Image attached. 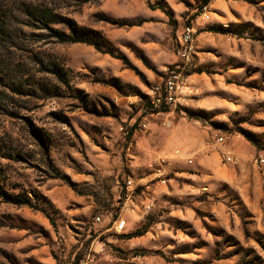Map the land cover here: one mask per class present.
Instances as JSON below:
<instances>
[{
  "label": "rangeland",
  "instance_id": "rangeland-1",
  "mask_svg": "<svg viewBox=\"0 0 264 264\" xmlns=\"http://www.w3.org/2000/svg\"><path fill=\"white\" fill-rule=\"evenodd\" d=\"M202 1L0 0V264H264V0Z\"/></svg>",
  "mask_w": 264,
  "mask_h": 264
},
{
  "label": "built area",
  "instance_id": "built-area-1",
  "mask_svg": "<svg viewBox=\"0 0 264 264\" xmlns=\"http://www.w3.org/2000/svg\"><path fill=\"white\" fill-rule=\"evenodd\" d=\"M201 18H206L204 11L201 12ZM193 30L190 26H185L181 29L178 36H176L177 44L179 49L177 50V54L180 58H186L187 53L190 50L191 38H192ZM180 88V83L174 77L166 78L161 86H153L148 90L146 105L149 106L150 109L156 110L160 113H166L169 111L173 102L175 101V96L178 93ZM169 121L163 120L162 125L168 126ZM222 138L216 137L212 142L206 144L209 148H212L216 145H221ZM221 158L224 163H234L235 157L229 153V151H224L221 153ZM252 165L255 166L259 171L264 172V154H256L252 157ZM123 188L125 191L124 196L127 197L130 195L134 186L131 183L129 178L123 182ZM94 221L97 222L98 218L95 217ZM124 226V221L121 219H116L112 223V229L115 233H120ZM88 254L78 259L74 264H89Z\"/></svg>",
  "mask_w": 264,
  "mask_h": 264
},
{
  "label": "trees",
  "instance_id": "trees-1",
  "mask_svg": "<svg viewBox=\"0 0 264 264\" xmlns=\"http://www.w3.org/2000/svg\"><path fill=\"white\" fill-rule=\"evenodd\" d=\"M207 2H208V0H203L202 1V5H205ZM217 32L218 33H221V34L226 33L225 30H219ZM53 35H54V37L58 41H61V42H71V43H76V42L85 43L86 45H91L94 50L98 51L97 48L94 45L88 43L86 40H83V39H80V38L79 39H75V38H65L64 36L58 35L57 33H54ZM107 54L111 56L110 53H107ZM2 196H3V194L0 193V197H2ZM9 201H10V203H12L13 205H16V206H26V207H29V204H28V202L25 199H22V198L17 197V196H14V197L10 198ZM140 234H141V230H136V231L132 232L130 235L132 237H137Z\"/></svg>",
  "mask_w": 264,
  "mask_h": 264
}]
</instances>
